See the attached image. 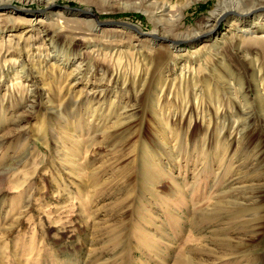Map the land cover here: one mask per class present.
Returning a JSON list of instances; mask_svg holds the SVG:
<instances>
[{
  "label": "rangeland",
  "instance_id": "1",
  "mask_svg": "<svg viewBox=\"0 0 264 264\" xmlns=\"http://www.w3.org/2000/svg\"><path fill=\"white\" fill-rule=\"evenodd\" d=\"M224 1H0V264H264V0Z\"/></svg>",
  "mask_w": 264,
  "mask_h": 264
},
{
  "label": "bare ground",
  "instance_id": "2",
  "mask_svg": "<svg viewBox=\"0 0 264 264\" xmlns=\"http://www.w3.org/2000/svg\"><path fill=\"white\" fill-rule=\"evenodd\" d=\"M1 2H4L6 4H9V0H0ZM233 1V0H232ZM231 2V0H225L223 3H221V5L214 11L211 13L210 17L207 18V20L205 21V25L207 27V30H212L216 23H217V20L220 18V16L227 10V5L228 3ZM235 3V2H234ZM224 7V9H223ZM229 8V6H228ZM235 13V12H234ZM225 17V16H224ZM223 17H221L222 19ZM248 18H252V17H248ZM220 19V20H221ZM235 19V18H234ZM234 19L233 22H234ZM247 20V19H246ZM262 20V19H261ZM230 21V20H229ZM259 18L257 16H254L252 19H249V22H250V25H255V24H258L259 25ZM100 24H102L101 22H99ZM88 24L92 25L91 22H88ZM121 26H125V27H128V28H131L130 26L128 25H121ZM204 26V25H203ZM132 29V28H131ZM201 29V28H200ZM133 30V29H132ZM204 31V30H203ZM200 33V30L199 31H193V33L191 34L192 36H197L198 34ZM189 34V33H188ZM154 35V37H156L157 34H151L150 36ZM190 35V34H189ZM249 42H254V43H259L261 44V48L262 46H264V39H261V38H255L253 40H250ZM264 49V48H263Z\"/></svg>",
  "mask_w": 264,
  "mask_h": 264
},
{
  "label": "water",
  "instance_id": "3",
  "mask_svg": "<svg viewBox=\"0 0 264 264\" xmlns=\"http://www.w3.org/2000/svg\"><path fill=\"white\" fill-rule=\"evenodd\" d=\"M66 8H68V9H70V10H72V11H76V12L81 13V14H85V13L93 14V12H91V11H89V10H86V9H81V8H77V7H69V6H66ZM1 10H4V7L0 6V11H1ZM226 17H227V15H226L225 17H223V18L219 21L218 25H220V24L222 23V21L225 20ZM112 22H113V24H116V25H124V24H125V25H128V26H130L134 31L138 32V33L140 34V36L143 35V37H144V36H150V35H151V33H149V32L141 31L140 28H139L137 25L133 24V23L126 22V21H112ZM102 24L105 25L106 23H105V22H102ZM178 43L180 44V43H187V42L184 41V42H178Z\"/></svg>",
  "mask_w": 264,
  "mask_h": 264
}]
</instances>
